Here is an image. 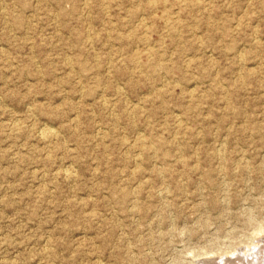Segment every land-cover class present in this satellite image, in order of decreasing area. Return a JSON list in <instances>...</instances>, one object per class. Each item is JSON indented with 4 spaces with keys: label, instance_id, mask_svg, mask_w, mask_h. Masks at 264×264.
Masks as SVG:
<instances>
[{
    "label": "rangeland",
    "instance_id": "1",
    "mask_svg": "<svg viewBox=\"0 0 264 264\" xmlns=\"http://www.w3.org/2000/svg\"><path fill=\"white\" fill-rule=\"evenodd\" d=\"M0 264H264V0H0Z\"/></svg>",
    "mask_w": 264,
    "mask_h": 264
},
{
    "label": "bare ground",
    "instance_id": "2",
    "mask_svg": "<svg viewBox=\"0 0 264 264\" xmlns=\"http://www.w3.org/2000/svg\"><path fill=\"white\" fill-rule=\"evenodd\" d=\"M255 245V244H254ZM263 247V246H262ZM254 249V248H253ZM243 256V255H242ZM248 257V256H247Z\"/></svg>",
    "mask_w": 264,
    "mask_h": 264
}]
</instances>
